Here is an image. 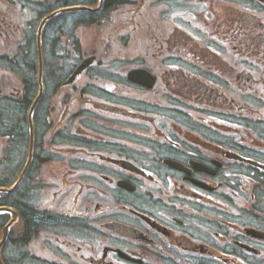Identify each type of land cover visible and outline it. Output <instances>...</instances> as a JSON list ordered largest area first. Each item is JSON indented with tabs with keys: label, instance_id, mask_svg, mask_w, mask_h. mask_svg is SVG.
Returning <instances> with one entry per match:
<instances>
[{
	"label": "flooded vegetation",
	"instance_id": "af4514ba",
	"mask_svg": "<svg viewBox=\"0 0 264 264\" xmlns=\"http://www.w3.org/2000/svg\"><path fill=\"white\" fill-rule=\"evenodd\" d=\"M65 3L0 0L2 263L264 264V0H104L88 56Z\"/></svg>",
	"mask_w": 264,
	"mask_h": 264
},
{
	"label": "rangeland",
	"instance_id": "374dc122",
	"mask_svg": "<svg viewBox=\"0 0 264 264\" xmlns=\"http://www.w3.org/2000/svg\"><path fill=\"white\" fill-rule=\"evenodd\" d=\"M113 13L114 12H111L110 14L107 13L104 17L97 16V20L95 19V22L93 24H97L98 22L99 24H101L100 26L101 31H102L101 37L97 36L96 26H92V27L85 28L82 30L83 32L81 33V36H82V41L84 44V55L88 56L93 51V49H95L98 53L127 52V48L129 44L123 43L122 45L121 43H117V41H115V38H118V39L123 38L126 29L131 28L132 24H114V22H116L115 20H118L120 18L123 19L122 15L124 14L122 13L120 15L119 12H116L115 14ZM79 18L83 19V16L82 15H79L77 17L68 16L67 22L68 24H73L75 20ZM95 35L97 38L94 39ZM120 45H122V47H120ZM104 59H106V57H104ZM61 102H62L61 94H58L55 98L52 99L53 106L56 105L57 107H59V104Z\"/></svg>",
	"mask_w": 264,
	"mask_h": 264
},
{
	"label": "trees",
	"instance_id": "16d2710c",
	"mask_svg": "<svg viewBox=\"0 0 264 264\" xmlns=\"http://www.w3.org/2000/svg\"><path fill=\"white\" fill-rule=\"evenodd\" d=\"M94 1V0H93ZM77 3H86V4H94V2H92V0H84V1H80V0H67V3L60 5V6H64V5H71V4H77ZM106 12H101V13H92V12H88V11H76V12H69V13H65L62 14L61 16H58L55 20L61 18V17H68V16H72V17H77L79 15L83 16L82 18H79L77 20H75V22L73 24H77V22L81 21L82 24H93L95 22V19L97 20V16L99 17H104ZM82 19V20H81ZM58 60H54V57H52V63L57 62ZM52 66V73H51V77L52 79L55 81V76L54 75H59V74H55V68L53 65ZM58 82L60 79H56ZM5 197H7L8 195H3Z\"/></svg>",
	"mask_w": 264,
	"mask_h": 264
},
{
	"label": "water",
	"instance_id": "95a60500",
	"mask_svg": "<svg viewBox=\"0 0 264 264\" xmlns=\"http://www.w3.org/2000/svg\"><path fill=\"white\" fill-rule=\"evenodd\" d=\"M103 1L104 0H100V5L98 7H91V6H87V5H70V6H65V7H62V8H59L55 11H53L52 13H50L49 15H47L41 22V27H40V30L42 29L43 25L46 23V21H48L50 18L58 15V14H61V13H64V12H67V11H76V10H88V11H96V10H99L103 4ZM92 62V59H87L85 62H83L79 68L77 69V71L75 72L74 75H76L77 73H80L83 69H85L86 67H88V65ZM0 191H11V189H3V188H0ZM8 208H5V207H0V211L1 210H7ZM11 211V210H10ZM12 212V211H11ZM13 223V220L11 221V223L9 225H7L5 227V237H6V234H7V230L9 228V226ZM1 246V245H0Z\"/></svg>",
	"mask_w": 264,
	"mask_h": 264
}]
</instances>
